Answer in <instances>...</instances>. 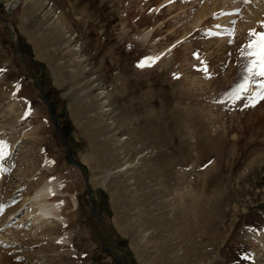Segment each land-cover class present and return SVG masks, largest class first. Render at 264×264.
<instances>
[{
  "label": "rangeland",
  "instance_id": "1",
  "mask_svg": "<svg viewBox=\"0 0 264 264\" xmlns=\"http://www.w3.org/2000/svg\"><path fill=\"white\" fill-rule=\"evenodd\" d=\"M262 22L264 0H0V263L264 264V105L257 78L227 91ZM49 175L64 226L23 202Z\"/></svg>",
  "mask_w": 264,
  "mask_h": 264
},
{
  "label": "bare ground",
  "instance_id": "2",
  "mask_svg": "<svg viewBox=\"0 0 264 264\" xmlns=\"http://www.w3.org/2000/svg\"><path fill=\"white\" fill-rule=\"evenodd\" d=\"M226 2V1H225ZM261 6V5H260ZM263 6V5H262ZM219 8V3L218 1L212 3L211 8L207 7L206 9H202L201 11H199V13L196 15V17H198L196 20V22L194 23L193 29H195L198 24L201 21V18H203L204 16H211L210 14H212L216 9L218 10ZM222 8V7H221ZM216 10V12H217ZM172 11V10H171ZM261 14V12H259ZM249 14V13H248ZM208 16V17H209ZM259 16V15H258ZM254 18V17H253ZM259 18V17H258ZM208 20V19H207ZM253 23V22H252ZM249 24V23H248ZM255 25H250V27H248V30H250L249 28L253 29ZM195 31V30H194ZM187 35V34H186ZM240 35V34H239ZM208 36V35H207ZM216 41V40H215ZM238 41V40H237ZM208 43V42H207ZM212 43V42H211ZM201 44V43H200ZM205 44V43H204ZM210 45V43H209ZM214 44L210 45L211 48H206L204 47V51H211L212 47ZM215 45H217V47L220 45L218 42L215 43ZM203 47V46H202ZM207 47V46H206ZM237 47V46H236ZM201 48V47H200ZM190 51V50H189ZM194 51V50H193ZM238 52V51H237ZM191 53V52H190ZM158 58V57H157ZM187 62V61H186ZM237 62V61H236ZM241 62V60H240ZM243 62V61H242ZM241 62V63H242ZM237 65V64H236ZM244 66V63L240 64L239 63V68L241 66ZM236 68V66H235ZM155 69V68H154ZM232 72V71H230ZM242 78V77H241ZM241 78L239 81H237L236 83L232 84L230 86V90H235V88L237 87L238 84H240ZM243 79V78H242ZM242 82V81H241ZM226 93V90H225ZM264 105V100H261L259 102H256V106L254 107L256 110H259L260 106L263 107ZM18 106L17 101H14L12 99V102L9 106V109L12 111H14V109ZM257 107V108H256ZM264 108V107H263ZM262 110V108H261ZM260 110V111H261ZM35 115V111L33 112ZM32 112L30 113V115L33 114ZM260 113V112H259ZM29 115V114H26ZM24 115L22 118L24 119L23 121H25V116ZM257 115V114H256ZM261 116V115H260ZM259 116V117H260ZM17 122H21L19 119H17ZM16 123V122H15ZM1 129H4V127H1ZM22 136L26 139H31L34 143L35 142H39V140H42V136L45 134V128L43 127V125L39 122L38 125H36L35 127H29L28 129L26 128V130H24L22 133ZM46 168L48 170L49 173H51L54 170V164L52 162H49L48 165H46ZM48 174V173H47ZM45 180V179H44ZM43 180V181H44ZM60 184H61V180L58 177H54L52 178V176H47L46 181H44V183L38 184L37 188L34 190V193H30L26 196H24L23 198V202H31L30 205H32L35 209L33 211L32 214H35V221H40V222H46L48 224H55L57 226H60L61 224L64 226L65 224L63 223V217L64 216V211L62 212V210L64 209V200L57 196L59 193L64 194L63 196L66 195V192L68 190H61L60 189ZM18 188H20V186H18L17 184H15ZM14 186V185H13ZM10 187V186H9ZM13 192V191H12ZM70 192V191H69ZM66 197V196H65ZM71 198V208L72 211L71 213L77 208L78 206V200L75 197H70ZM10 199L12 200V196L10 197ZM8 201H11V200ZM22 202V204H23ZM22 205H20L21 207ZM19 207V208H20ZM15 212V211H14ZM14 212H12L14 214ZM201 212V211H200ZM199 211H197L196 215L200 214ZM70 213V214H71ZM75 213V212H74ZM13 214H8L7 217L5 216L6 219H8L9 217L13 216ZM72 215V214H71ZM185 215V214H184ZM201 215H199L200 217ZM69 220V219H68ZM5 222V221H4ZM70 223V222H69ZM199 224V223H198ZM1 225V224H0ZM72 225V224H71ZM192 229V228H191ZM191 231V230H190ZM57 234V233H56ZM55 234V235H56ZM58 235V234H57ZM44 236V233H43ZM59 236V235H58ZM58 236H56V238H58ZM4 238H8L6 236H3ZM264 237V235H263ZM71 242V240H69V238H61V242ZM32 244V243H31ZM34 244V243H33ZM30 245V244H29ZM65 246V245H64ZM20 248V247H19ZM16 250H18V248L15 247H11V251L15 252ZM263 257V256H262ZM256 261H254L252 264H255ZM3 263V262H2ZM1 264V263H0ZM4 264H12V262L8 261H4Z\"/></svg>",
  "mask_w": 264,
  "mask_h": 264
},
{
  "label": "snow or ice",
  "instance_id": "3",
  "mask_svg": "<svg viewBox=\"0 0 264 264\" xmlns=\"http://www.w3.org/2000/svg\"><path fill=\"white\" fill-rule=\"evenodd\" d=\"M261 28H264V22L261 23ZM241 52L247 62L244 65L245 75L238 85L237 92L249 91L251 83L254 82L253 78H257L255 83L258 90H253L252 99L255 102L264 100V31L250 29L248 42ZM139 66L145 67L146 65L141 63Z\"/></svg>",
  "mask_w": 264,
  "mask_h": 264
},
{
  "label": "water",
  "instance_id": "4",
  "mask_svg": "<svg viewBox=\"0 0 264 264\" xmlns=\"http://www.w3.org/2000/svg\"><path fill=\"white\" fill-rule=\"evenodd\" d=\"M15 40V39H14ZM14 46H15V51L18 53V55H19V57H20V60L24 63V64H26V62H25V60H24V58H23V56H22V54H21V49H20V47H19V45H18V43L15 41L14 42ZM27 66V65H26ZM28 67V66H27ZM30 74L34 77V75L31 73V71H30ZM41 89V88H40ZM42 90V89H41ZM42 97H43V99H45V101L46 102H48L47 100H46V97H45V95L44 94H42ZM50 110V109H49ZM51 113V112H50ZM50 116H51V118L53 119V121H54V123H55V125H56V131H57V133H58V135L64 140V141H67V137L61 132V130H60V128H59V126H58V122H57V119H56V117L51 113L50 114ZM68 158H69V161H70V163L71 164H73L75 167H77L82 173H83V175H84V179H85V181H86V183H87V185H88V176H87V174H86V171H85V169L83 168V166L80 164V163H78L75 159H74V157H73V152H72V150L71 149H68ZM93 210H95V208H93Z\"/></svg>",
  "mask_w": 264,
  "mask_h": 264
},
{
  "label": "trees",
  "instance_id": "5",
  "mask_svg": "<svg viewBox=\"0 0 264 264\" xmlns=\"http://www.w3.org/2000/svg\"><path fill=\"white\" fill-rule=\"evenodd\" d=\"M63 129V128H62ZM63 131H64V133H66L67 134V132H65V130L63 129Z\"/></svg>",
  "mask_w": 264,
  "mask_h": 264
}]
</instances>
